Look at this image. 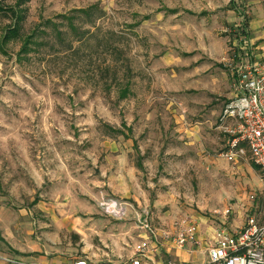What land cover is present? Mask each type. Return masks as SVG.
I'll use <instances>...</instances> for the list:
<instances>
[{"label":"rangeland","instance_id":"374dc122","mask_svg":"<svg viewBox=\"0 0 264 264\" xmlns=\"http://www.w3.org/2000/svg\"><path fill=\"white\" fill-rule=\"evenodd\" d=\"M20 9L16 23L0 12V39L14 23L20 35L0 52L1 247L25 223L52 249L61 241L72 262L83 257V231L109 243L116 264H131L142 243L157 264H200L213 230L264 223V172L247 145L224 159L221 129L245 39L264 55V0H30ZM106 201L125 218L106 214ZM193 227L196 243L178 246Z\"/></svg>","mask_w":264,"mask_h":264},{"label":"built area","instance_id":"2783aa9c","mask_svg":"<svg viewBox=\"0 0 264 264\" xmlns=\"http://www.w3.org/2000/svg\"><path fill=\"white\" fill-rule=\"evenodd\" d=\"M244 44L243 57L238 68L233 70L234 98L221 118V129L229 136L222 157L229 163L235 162L247 154L244 148L247 145L254 165L264 172V56H254L248 40L245 39ZM102 209L118 219L125 218L127 211L115 201L103 202ZM140 223L144 230L152 231L145 220ZM195 235L196 228L193 227L175 242L180 247L194 244L197 241ZM146 245H140L139 256L132 258L131 264H154L144 253ZM201 264H264V223L251 218L240 231L213 230L206 260Z\"/></svg>","mask_w":264,"mask_h":264},{"label":"crops","instance_id":"0c3cea01","mask_svg":"<svg viewBox=\"0 0 264 264\" xmlns=\"http://www.w3.org/2000/svg\"><path fill=\"white\" fill-rule=\"evenodd\" d=\"M78 224L84 225V223L79 221L74 222V225ZM63 227L69 229L66 226ZM75 227L78 228L77 226ZM12 230L13 232L10 236L4 237L6 246L3 248L1 247L2 245H0V254L18 260L22 262V264H78L80 262H85L86 264H104L105 262L108 264L120 263L121 255L118 254L117 256L113 247L109 243L106 244L101 236L99 243H97L96 238L95 241L89 238H83V231L78 232L79 237H81V243H83L81 248L83 257L77 262H72L70 253L64 251L61 241L56 242L55 248L52 249L47 242V233L44 231H39L37 237L33 238L34 232L31 226L25 223L15 224ZM101 243L102 245L105 243L104 247ZM102 253L106 258L102 256ZM184 261H186V259ZM153 263L157 264L156 262ZM187 263L198 264L192 263L191 261ZM0 264L5 263L0 262Z\"/></svg>","mask_w":264,"mask_h":264},{"label":"trees","instance_id":"16d2710c","mask_svg":"<svg viewBox=\"0 0 264 264\" xmlns=\"http://www.w3.org/2000/svg\"><path fill=\"white\" fill-rule=\"evenodd\" d=\"M30 0H17L15 6L13 7H10V8H4L3 6H0V12H4V13H11L12 16H14L16 14L15 17V23H16V20L20 19L21 16H18L19 13L17 14L16 12L17 11H21V6L26 4V2H29ZM80 13H87L85 10H80ZM14 23V25L10 28H8L6 30V34H4V36L0 39V52L1 53H5V50H4V46L8 43V41H10L11 39H17L20 37L19 35V30L16 26V24ZM243 31H245V29H243ZM36 33H33L29 36H27V38L24 40V44L22 45V48H21V52L24 53L28 50V47L31 45V42L34 38ZM126 93L128 92H123L122 95H126ZM256 166V165H255Z\"/></svg>","mask_w":264,"mask_h":264}]
</instances>
